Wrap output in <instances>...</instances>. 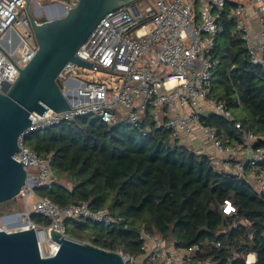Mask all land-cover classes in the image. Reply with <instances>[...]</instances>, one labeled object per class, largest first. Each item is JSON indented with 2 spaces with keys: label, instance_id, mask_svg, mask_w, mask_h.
<instances>
[{
  "label": "built area",
  "instance_id": "1",
  "mask_svg": "<svg viewBox=\"0 0 264 264\" xmlns=\"http://www.w3.org/2000/svg\"><path fill=\"white\" fill-rule=\"evenodd\" d=\"M228 1L150 0L144 9L137 1L119 7L103 16L76 52L77 57L91 62L92 66L70 61L60 72L62 90L71 95V109L33 113L31 125L19 138L22 151L14 154L17 161H23L29 176L18 195L26 201L24 214L28 221L20 229L36 230L42 257L54 255L59 248L48 229L52 227L67 234L68 218L105 227H115L123 221L106 208L91 209L87 201L59 205L37 194L39 187L52 184V171L48 160L25 144L27 137L78 117H92L108 124L123 121L140 128L143 135L154 129L168 130L173 140L185 145L186 139L192 146L198 140L201 144L193 150L207 155L232 175L252 179L255 187L264 192V169L258 168V163L264 162V146L256 145L258 137L247 132L241 141L226 143L216 128L205 121L206 117L216 115L232 120L241 128L226 102L211 94L218 65L213 55L221 29L218 19ZM78 2L0 0V91L5 83L13 84L17 80L19 69L33 59L39 48L26 6L31 8L33 4L32 12L40 17L42 7L46 11L49 6L60 5L68 10ZM257 2V6L238 2L228 10V16L235 21L251 63L264 71V0ZM86 69L105 70L114 76L86 80L84 77L89 75ZM142 123L145 126L141 127ZM33 167L36 170L31 174ZM34 196L36 201L30 203V197ZM222 210L230 214L236 209L226 199ZM32 214L44 216L49 224L34 223ZM14 216H0V230L10 231L6 226ZM122 228L128 229V225L123 224ZM139 236L147 264H210L209 260L199 261L198 254L205 247L222 245L219 239L206 237L202 242L177 248L173 242L166 245L144 226L140 227ZM119 252L127 264H137L139 255ZM246 262L252 263L248 259Z\"/></svg>",
  "mask_w": 264,
  "mask_h": 264
},
{
  "label": "trees",
  "instance_id": "2",
  "mask_svg": "<svg viewBox=\"0 0 264 264\" xmlns=\"http://www.w3.org/2000/svg\"><path fill=\"white\" fill-rule=\"evenodd\" d=\"M235 5L229 0L218 19L221 29L213 52L218 65L211 94L226 102L241 128L216 115L205 121L226 143L241 141L251 132L258 137L256 145L264 146V71L251 63L235 21L228 16ZM25 144L51 167L52 184L39 187V196L59 205L87 201L93 210L106 208L123 218L115 227L68 218L69 236L142 255L139 231L144 226L177 248L206 237L222 242L220 247H205L199 261L248 264L247 257L253 254L255 261L250 264H264V192L249 178L232 175L207 155L173 140L168 130L143 135L140 128L123 121L108 124L78 117L32 133ZM258 168L264 169V162ZM15 198L0 204L10 207ZM226 199L235 212H223ZM31 220L49 224L39 214H32Z\"/></svg>",
  "mask_w": 264,
  "mask_h": 264
},
{
  "label": "water",
  "instance_id": "3",
  "mask_svg": "<svg viewBox=\"0 0 264 264\" xmlns=\"http://www.w3.org/2000/svg\"><path fill=\"white\" fill-rule=\"evenodd\" d=\"M135 2L79 0L68 10L61 6V14L47 8L46 15L40 17L26 6L39 48L33 59L19 69L17 80L5 83L0 91V203L17 197L29 179L23 161H17L14 154L22 151L18 142L32 123L31 115L71 109V95L62 90L60 72L70 61L91 67V62L76 56L80 46L106 13ZM48 232L59 248L54 255L42 257L33 227L0 230V264H127L117 250L75 239L52 227Z\"/></svg>",
  "mask_w": 264,
  "mask_h": 264
},
{
  "label": "rangeland",
  "instance_id": "4",
  "mask_svg": "<svg viewBox=\"0 0 264 264\" xmlns=\"http://www.w3.org/2000/svg\"><path fill=\"white\" fill-rule=\"evenodd\" d=\"M238 1H240V0H238ZM137 2L139 3L140 6H142V9H144V7L150 2V0H137ZM31 9L32 10L34 9L33 4L31 5ZM41 12H42L41 15H46L45 7L41 8ZM86 72L89 74V75H86L84 77V79H86V80L96 79V78H111L114 76V74L112 72L105 71V70L94 71L92 69H86ZM90 118H92V117H90ZM200 144H201V142L198 140H195L193 142V146L191 145V141H188V143H187V145H190L191 146L190 148H192V149L199 147ZM216 166H218V165H216ZM219 168H221V167H219ZM35 170L36 169L33 167L31 174H34ZM249 180H251L253 182L252 179L249 178ZM35 201H36V196L30 197V199H29L30 203H33ZM1 212H2V214L0 216L7 215V214H15V216L12 218L14 220L9 221V224L15 223L16 221H20V219L27 218V215L24 214L26 212V201L21 196H17L12 201V204L10 205V207H7L6 204H0V213ZM18 223L16 224L17 227H13V228H18L19 227ZM247 259L252 261V262L255 261V257L253 255H249L247 257ZM137 264H146L142 255L138 256Z\"/></svg>",
  "mask_w": 264,
  "mask_h": 264
},
{
  "label": "bare ground",
  "instance_id": "5",
  "mask_svg": "<svg viewBox=\"0 0 264 264\" xmlns=\"http://www.w3.org/2000/svg\"><path fill=\"white\" fill-rule=\"evenodd\" d=\"M49 11L52 13H57V14H61L62 13V9L63 7H61L60 5H52L49 6ZM64 11V10H63ZM14 219H12L11 221H13ZM18 223L19 227L18 228H13V227H17L16 224ZM15 223L10 224L9 226H6V229H10V230H15V229H20L21 227L26 226V219H20V221H16ZM15 224V225H14ZM12 225V226H11ZM252 260V259H251ZM252 262V261H250Z\"/></svg>",
  "mask_w": 264,
  "mask_h": 264
},
{
  "label": "crops",
  "instance_id": "6",
  "mask_svg": "<svg viewBox=\"0 0 264 264\" xmlns=\"http://www.w3.org/2000/svg\"><path fill=\"white\" fill-rule=\"evenodd\" d=\"M235 3H238V2H245V3H248V4H251V3H254V5H258L259 3L257 2V0H231ZM253 23L256 24V18L253 19ZM189 139H186V142L188 143ZM255 257V255H253Z\"/></svg>",
  "mask_w": 264,
  "mask_h": 264
}]
</instances>
